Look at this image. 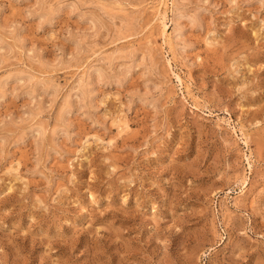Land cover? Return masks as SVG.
Segmentation results:
<instances>
[{
  "label": "rangeland",
  "instance_id": "374dc122",
  "mask_svg": "<svg viewBox=\"0 0 264 264\" xmlns=\"http://www.w3.org/2000/svg\"><path fill=\"white\" fill-rule=\"evenodd\" d=\"M0 264H264V0H0Z\"/></svg>",
  "mask_w": 264,
  "mask_h": 264
},
{
  "label": "bare ground",
  "instance_id": "6f19581e",
  "mask_svg": "<svg viewBox=\"0 0 264 264\" xmlns=\"http://www.w3.org/2000/svg\"><path fill=\"white\" fill-rule=\"evenodd\" d=\"M158 1V0H157ZM175 1V0H174ZM158 3V5H159V2H157ZM165 2H163V4H164ZM176 4V3H175ZM178 4V3H177ZM174 7H175V5H173ZM156 7V6H155ZM153 9H154V7H152ZM176 8V7H175ZM179 8V7H178ZM178 8H177V11H178ZM174 9V8H173ZM158 10V9H157ZM177 11H175V10H173V14H172V18H171V25H172V27H173V31L175 32L173 35H176V32H177V19H178V13H177ZM179 12H180V9H179ZM160 13V12H159ZM156 14H157V12H156ZM167 15V14H166ZM165 17V16H164ZM162 24H163V32H162V34H166L167 33V31L169 30L168 29V23L166 24V22L165 21H163L162 20ZM170 25V24H169ZM171 26H169V28H170ZM168 29V30H167ZM171 33V32H170ZM170 35V34H169ZM171 40V39H170ZM174 40V39H173ZM171 44H172V42H171ZM170 46V45H169ZM171 47V46H170ZM123 125V124H122ZM119 128H121V127H119Z\"/></svg>",
  "mask_w": 264,
  "mask_h": 264
}]
</instances>
